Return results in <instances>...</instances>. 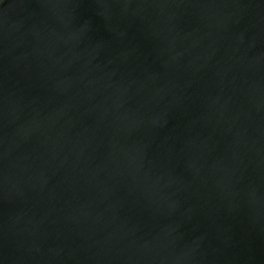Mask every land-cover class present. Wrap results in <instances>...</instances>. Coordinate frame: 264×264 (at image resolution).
I'll return each mask as SVG.
<instances>
[{"label": "water", "instance_id": "1", "mask_svg": "<svg viewBox=\"0 0 264 264\" xmlns=\"http://www.w3.org/2000/svg\"><path fill=\"white\" fill-rule=\"evenodd\" d=\"M0 264H264V0H0Z\"/></svg>", "mask_w": 264, "mask_h": 264}]
</instances>
